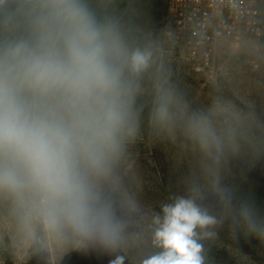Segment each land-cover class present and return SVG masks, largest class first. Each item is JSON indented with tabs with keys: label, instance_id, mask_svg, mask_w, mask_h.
<instances>
[{
	"label": "clouds",
	"instance_id": "clouds-1",
	"mask_svg": "<svg viewBox=\"0 0 264 264\" xmlns=\"http://www.w3.org/2000/svg\"><path fill=\"white\" fill-rule=\"evenodd\" d=\"M138 19L135 0L124 9L119 0H0V211L29 247L94 251L113 257L108 264H206L203 242L224 219L264 242L255 202L220 183L222 162L264 144V126L212 101L182 128L222 216L202 203L200 186L190 188L152 215V251L130 256L128 230L141 210L124 164L155 58L136 38ZM152 95V123L175 126L179 100L162 74Z\"/></svg>",
	"mask_w": 264,
	"mask_h": 264
},
{
	"label": "rangeland",
	"instance_id": "rangeland-1",
	"mask_svg": "<svg viewBox=\"0 0 264 264\" xmlns=\"http://www.w3.org/2000/svg\"><path fill=\"white\" fill-rule=\"evenodd\" d=\"M135 3L139 15L136 38L153 48L155 58L137 100L140 131L129 146L124 164L125 182L141 210L140 215L132 217L128 230L132 244L130 256H135L138 250L143 254L152 251V215L159 212L161 204L168 202L163 194L165 180L171 186L170 197L187 195L190 188L200 186L205 205L207 196L215 194L205 188L200 158L183 132L185 115L192 112L207 114L212 101H224L250 124L264 126V0H260V33L248 34L237 43L225 40L218 43L212 68L205 70L198 69L165 37L170 27L168 0H135ZM160 74L177 96L181 114L175 126L167 129L155 126L150 118L152 82ZM227 123L226 120L216 121L219 128L226 127ZM143 137L146 138L144 143ZM225 165H232L231 169L238 176H245V167L253 166L256 174H264V144L255 148L245 145L239 155L224 160L220 167V183L226 173ZM31 251L32 247L16 235L12 224L0 211V264H29ZM43 251L41 264H108L113 258L76 249ZM256 259H264V255H256Z\"/></svg>",
	"mask_w": 264,
	"mask_h": 264
},
{
	"label": "built area",
	"instance_id": "built-area-1",
	"mask_svg": "<svg viewBox=\"0 0 264 264\" xmlns=\"http://www.w3.org/2000/svg\"><path fill=\"white\" fill-rule=\"evenodd\" d=\"M165 37L198 69L212 68L221 41L261 31L260 0H168Z\"/></svg>",
	"mask_w": 264,
	"mask_h": 264
},
{
	"label": "trees",
	"instance_id": "trees-1",
	"mask_svg": "<svg viewBox=\"0 0 264 264\" xmlns=\"http://www.w3.org/2000/svg\"><path fill=\"white\" fill-rule=\"evenodd\" d=\"M126 0H119V8L124 9ZM143 143L146 138H142ZM166 159V156H164ZM232 165H225L226 173L221 184L234 191V196L252 199L260 213L264 215V174H256L253 167L246 168L245 176H238L233 172ZM168 181L163 185L165 199L170 200V188ZM168 191V192H167ZM169 193V194H168ZM169 195V196H168ZM205 205L210 208V212L217 216H222L223 208L216 194L208 195ZM216 237L213 240L204 241L206 264H264V259H256V255H264V242L254 237L247 236L242 230H235L230 220L224 219L223 223L216 229ZM44 259L43 249L32 247L29 264H41ZM7 264H11L8 262Z\"/></svg>",
	"mask_w": 264,
	"mask_h": 264
}]
</instances>
